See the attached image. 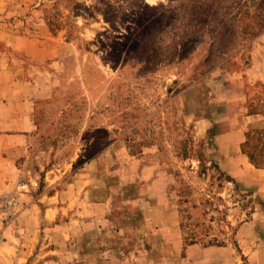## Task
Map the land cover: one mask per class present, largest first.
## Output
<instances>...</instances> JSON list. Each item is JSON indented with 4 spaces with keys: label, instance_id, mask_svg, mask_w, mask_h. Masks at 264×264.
Listing matches in <instances>:
<instances>
[{
    "label": "rangeland",
    "instance_id": "1",
    "mask_svg": "<svg viewBox=\"0 0 264 264\" xmlns=\"http://www.w3.org/2000/svg\"><path fill=\"white\" fill-rule=\"evenodd\" d=\"M244 146L264 0H0V264H264Z\"/></svg>",
    "mask_w": 264,
    "mask_h": 264
},
{
    "label": "trees",
    "instance_id": "2",
    "mask_svg": "<svg viewBox=\"0 0 264 264\" xmlns=\"http://www.w3.org/2000/svg\"><path fill=\"white\" fill-rule=\"evenodd\" d=\"M259 133H261V132H259ZM243 151H244L245 154L248 155L250 161L256 167H261L264 164V150H261L259 152H258V150L248 151V150H246V148L244 146ZM209 245H213V244L209 243Z\"/></svg>",
    "mask_w": 264,
    "mask_h": 264
}]
</instances>
